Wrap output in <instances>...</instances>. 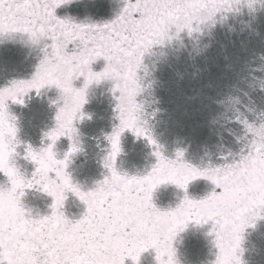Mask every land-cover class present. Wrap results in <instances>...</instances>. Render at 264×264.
<instances>
[{
    "label": "snow or ice",
    "instance_id": "1",
    "mask_svg": "<svg viewBox=\"0 0 264 264\" xmlns=\"http://www.w3.org/2000/svg\"><path fill=\"white\" fill-rule=\"evenodd\" d=\"M70 2L0 0V38L19 35L22 43L42 53L31 78L0 87V174L6 178L0 184V264H125L126 258L138 264L149 248L155 250L157 264H178L171 242L190 222H211L213 264H241L236 252L242 233L262 218L264 210V122L240 120L250 139L230 163L199 168L186 162L179 149L175 159H168L149 123L158 110L151 107L155 100L142 98L150 85L140 72L147 74L143 59L153 46L179 38L182 32L191 36L211 29L228 14L240 12L242 5L252 12L258 0H123L118 14L103 23L58 17L55 9ZM100 58L103 69L93 71L91 65ZM80 77L83 85L73 87ZM102 80L113 82L118 124L105 137L110 149L103 166L109 175L85 192L65 169L80 150L74 121L83 118L88 88ZM45 86H55L63 103L56 110L54 128L44 133L49 143L39 149L26 146L24 158L35 168L24 178L15 165L20 141L7 102L23 104L30 90L38 94ZM125 130L153 149L156 163L145 175L122 174L114 167ZM60 137L69 140L62 160L53 151ZM198 177L218 190L202 199L190 198L187 185ZM169 183L185 195L174 208L162 210L153 204L152 195ZM33 187L52 198L49 215L33 218L21 204L24 190ZM69 191L86 206L76 220L61 211Z\"/></svg>",
    "mask_w": 264,
    "mask_h": 264
},
{
    "label": "rangeland",
    "instance_id": "2",
    "mask_svg": "<svg viewBox=\"0 0 264 264\" xmlns=\"http://www.w3.org/2000/svg\"><path fill=\"white\" fill-rule=\"evenodd\" d=\"M122 7L123 0H71L57 7L55 14L78 23H103L112 20ZM253 7L254 11L249 12L247 6L242 5L240 12L228 14L223 22L218 21L211 29L191 36L182 32L179 38L174 37L164 45L153 46L144 56L147 74L142 70L140 75L150 88L142 94V98L147 102L155 100L151 107L158 110L157 115L149 123L155 139L161 145L162 155L168 159H175L179 149L183 151L186 162L199 168L230 163L234 157L238 159V154L250 139L240 120L246 119L256 125L264 122V110L248 107L251 105L248 99L230 97L228 105L235 115L228 119L239 125L234 142L225 145L229 138L222 131H212V114L218 107L220 90L233 84H244L245 71L242 69L247 67H243L256 54L264 53V0H258ZM41 56L39 47L22 43L19 35L12 39L0 38V78L5 76L0 80V87L7 86L13 79L31 78ZM104 64L100 58L91 68L99 72ZM23 67L21 72L7 76ZM263 68L264 63L260 69ZM82 85L83 77L73 81L75 88ZM112 87L113 82L108 80L92 84L81 109L83 118L74 121L80 150L71 155L65 170L81 191L94 189L97 182L109 175L108 169L103 166L110 149L105 137L118 124ZM59 96L60 92L55 86H45L38 94L36 90H30L23 104L11 100L7 102L10 114L15 117L17 138L21 142L16 149L19 155L15 161L26 177H31L35 165L24 158L25 146L39 149L49 143L44 133L55 125V113L62 104ZM238 100L245 104V112L236 110ZM179 102L185 103V106L180 108ZM247 111L250 114L247 115ZM68 147L67 137L58 138L53 148L56 159H64ZM120 147L114 167L122 174L145 175L156 163L153 149L147 141L128 130L121 134ZM50 176L54 177V173H50ZM5 180L0 174V184ZM168 185V188L166 185L160 187L162 200L168 201L172 195L168 202L161 205L158 194L152 198L153 204L162 210L174 208L185 195V190ZM214 189L211 181L198 177L189 182L186 192L192 199H202ZM65 197L61 211L69 220L79 219L86 206L70 191L65 193ZM51 203L52 198L37 187L26 188L21 197V204L33 218L49 215ZM211 227V222H190L177 233L172 246L176 249L178 264H213L216 249L209 235ZM238 254L241 264H264V214L251 226L245 227ZM139 261L138 264H157L151 261L150 255H145ZM125 264H132V261L126 258Z\"/></svg>",
    "mask_w": 264,
    "mask_h": 264
},
{
    "label": "trees",
    "instance_id": "3",
    "mask_svg": "<svg viewBox=\"0 0 264 264\" xmlns=\"http://www.w3.org/2000/svg\"><path fill=\"white\" fill-rule=\"evenodd\" d=\"M255 56L256 57L252 59V61L243 67L247 68L242 69L245 71L243 77L245 80L244 84H233V86L231 85L223 90H220L221 96L219 97L218 107H216L217 109L212 114V131L214 133L222 131V133H224V135L229 138L225 145H229L234 142V134L237 133L239 129L238 123L235 125L228 119L233 118L235 115L232 113L230 105H228L230 97L248 99L251 102V105H248V107H254L258 111L261 109L264 110V86H262V84H264V68L260 69L261 65L264 63V53H259V55L256 54ZM238 101L239 102L235 103V106H237L235 107L236 110L245 112V104H243L240 100ZM179 104L180 108L185 106V103L183 102H179ZM246 114L248 115L250 112L247 111Z\"/></svg>",
    "mask_w": 264,
    "mask_h": 264
},
{
    "label": "flooded vegetation",
    "instance_id": "4",
    "mask_svg": "<svg viewBox=\"0 0 264 264\" xmlns=\"http://www.w3.org/2000/svg\"><path fill=\"white\" fill-rule=\"evenodd\" d=\"M26 66H27V65H26ZM26 66H25V67H26ZM25 67L15 69V70H13V72H10L7 76L10 77V76H12L13 74H16V73H18V72H21V70H23ZM4 77H5V76H4ZM4 77H1L0 80L4 79ZM8 77H7V78H8ZM169 184H170V183H169ZM163 185H166V188L169 187L168 184H162V185L158 186V187L154 190L153 195H152V198H153L155 195L158 194V198H159V201H160L159 203H160V204H161V203H166V202H168V201L171 199V197H172V195H171L168 201H164V200H162V199L160 198V191L162 190V189L160 190V187L163 186ZM163 189H165V188H163ZM161 205H163V204H161ZM151 254H153V256H152ZM145 255H150V257H151V261H155V262H157L156 259H155V250H154V249L149 248V249H147L146 251H144V252L141 254V256L139 257V260H142V258H143ZM152 257H153V258H152ZM145 258H146V257H145ZM145 258H144V261L146 260ZM130 261H131V260H130ZM138 262H140V261H138ZM146 264H147V263H146Z\"/></svg>",
    "mask_w": 264,
    "mask_h": 264
},
{
    "label": "clouds",
    "instance_id": "5",
    "mask_svg": "<svg viewBox=\"0 0 264 264\" xmlns=\"http://www.w3.org/2000/svg\"><path fill=\"white\" fill-rule=\"evenodd\" d=\"M60 101H62V103H63V97H62V95L60 94V96H59V98H58ZM61 106V105H60ZM59 107V106H58ZM55 126V125H54ZM54 128V127H53ZM52 129V128H51ZM18 139V138H17ZM78 141H79V139H78V137L76 138ZM19 140V139H18ZM21 143V142H20ZM20 143L19 144H17L16 145V149H17V147L20 145ZM27 146V145H26ZM26 146H25V148H26ZM17 155H19L17 152H16V156ZM55 156H56V154H55ZM15 165H16V167L18 168V170H19V173H20V175L22 176V177H24V178H28V177H26L25 176V174L19 169V167L17 166V164H16V161H15ZM43 192V191H42ZM250 215H251V213H249ZM262 214H264V210H261V215ZM171 246H172V242H171ZM172 248H173V246H172ZM174 249V248H173ZM239 250L236 252V255L237 256H239ZM239 258H240V256H239ZM163 259L164 260H167L168 259V256H167V254H165V256L163 257ZM173 259L175 260V261H177V259H176V249H174V257H173ZM232 264H235V262L233 261L232 262Z\"/></svg>",
    "mask_w": 264,
    "mask_h": 264
}]
</instances>
